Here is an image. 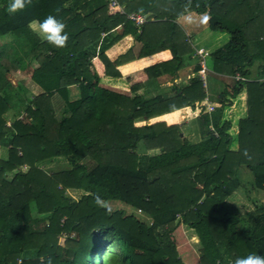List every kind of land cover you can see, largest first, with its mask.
I'll return each mask as SVG.
<instances>
[{
	"label": "trees",
	"instance_id": "obj_1",
	"mask_svg": "<svg viewBox=\"0 0 264 264\" xmlns=\"http://www.w3.org/2000/svg\"><path fill=\"white\" fill-rule=\"evenodd\" d=\"M8 2L0 0V148L8 149L0 157V264H186L171 235L178 219L199 239L198 264L264 256V204L243 216L230 201L241 190L249 194L252 182L250 189L264 192V80H247L255 62L264 63V0H119L124 14L110 13L108 0H31L14 15ZM191 13L207 15L212 31L229 36L220 49L204 48L207 74L245 79L222 92L213 112L204 106L209 83L201 64L185 85L174 83L195 54L178 23ZM49 14L66 25L63 48L32 27ZM127 37L136 47L113 59L109 52ZM165 51L172 58L147 67L148 82L128 93L111 88L94 66L99 59L105 78L119 80L123 66L128 77L133 65H125ZM37 60L32 79L42 94L29 102L28 121L6 116L15 90L10 72ZM164 77L173 78L165 89ZM242 93L247 113L233 135L226 117ZM56 96L66 107L61 117ZM184 109L198 112L197 142L176 124L151 123ZM140 146L158 154L139 155ZM57 159L69 166L52 173L39 166ZM72 190L83 192L79 200Z\"/></svg>",
	"mask_w": 264,
	"mask_h": 264
},
{
	"label": "rangeland",
	"instance_id": "obj_2",
	"mask_svg": "<svg viewBox=\"0 0 264 264\" xmlns=\"http://www.w3.org/2000/svg\"><path fill=\"white\" fill-rule=\"evenodd\" d=\"M202 24H203L202 21L197 22L196 26L198 28H201ZM184 31H185L184 32L185 38L189 44L192 43L193 51L195 54H196L197 50L201 49L202 47H208V44H210V41H208V39H209V37H208L209 28L208 27L207 28L202 27L201 33L197 34L196 36L193 35L192 32H189L185 29H184ZM214 33L218 34L217 32H214ZM38 36L40 37V39H43L42 36H40V35H38ZM127 51H128V49L126 47H123V48H121L120 52L116 53L117 55L114 57L112 56V58L116 59L118 56L125 54ZM195 54H194V57L192 56L190 58L192 60L190 63H189V61H190L189 58L186 57V59L184 60L185 63L187 64V66H186L187 70H184L185 73L187 72L186 73L187 75L189 73H193L194 67L196 65H199L201 62V58L198 56H195ZM161 59L162 58H156L153 61L155 64H158V63L162 62ZM153 61L152 60H149V61L146 60L145 62H143L144 66H141V67L147 68L150 65H152ZM35 66H36V62H34L29 67L23 66V67H20L19 69H14L13 71L10 72V75H9L10 81L14 85L15 90L12 92L14 99L11 101V104H10L11 108L8 111L6 116H13L14 115L15 120H23V119L27 120L26 109H27L29 102H32L37 96L42 94V90L40 89V87L38 85H36L34 83V81L32 79L33 72L36 69ZM145 69L143 70V73L145 72ZM255 73H257V70L254 71V75H256ZM211 77L212 76L210 75V73L207 74V84H208V80L210 81ZM165 78L166 79H164V82H162L163 89L170 87V86H168V83H171L173 81V78H171V77H165ZM185 79L187 81H189L187 77H185ZM22 88H25L24 94L21 91ZM207 94H208V89H207ZM70 95L73 99L75 97H77L78 94H77V90H75V87L71 88ZM20 97H23V101H24L23 105H20L17 102L18 101L17 98H20ZM53 104H54V107L56 108L58 116L61 117L62 113L66 109L65 103L59 97L56 96L55 98H53ZM197 115H198V112H192L191 109H184V110H181L180 112L176 113V115L160 118L157 120H152L151 123H156L159 121H166V123L168 125H175L176 124L177 126H179L181 128V131L183 132V134H182L183 136H186L192 142H197L200 140L199 127H198L197 123L195 122V118ZM9 122H12V121L9 120ZM137 125L142 126L144 124L139 123ZM0 149H1L0 150V152H1L0 157L7 159L8 158V149L6 147H2ZM138 154L142 155V156L148 155V154L149 155H156V154H158V151L148 152L146 150V148H144L143 146H140V148L138 150ZM39 166L41 168H43L44 170L52 173V172H58V171H61L63 169H66L69 166V164L65 159H57V160H53V161L43 162V163L39 164ZM13 176H14L13 173H9L8 179L11 180L13 178ZM243 176H244V179H246L247 181H249V182L252 181V177L249 175V172L247 173L246 171H243ZM252 186H253V182H252L251 186L247 187V191H249V194L245 193V191L241 190V191L237 192L236 194H234L232 196V198L230 199V201L238 207L240 213L243 216H247V214L249 212L253 211L257 205L264 204V192H261L258 190L256 191V190H254V188L250 189ZM68 194H69V196L73 197L74 199L79 200V198L81 197L83 192L72 190V191H69ZM106 205L108 207L113 208L114 210H116V209L125 210V211H127L128 214H131L132 212H134L133 210L126 209L123 205L118 204V203L108 202ZM137 214H138V217L142 221H145V220L147 222L149 221V219L142 212H137ZM176 224H177V227L175 228V230L172 232L171 235L173 237V240L177 244L179 254L181 256L180 258L186 264H198V261L200 258L201 245L199 243V239H198L197 235L195 234V232L192 229H190L186 225H184L180 219L177 220ZM67 238H68V236L66 234L61 236L60 244L62 246H64L65 240Z\"/></svg>",
	"mask_w": 264,
	"mask_h": 264
},
{
	"label": "crops",
	"instance_id": "obj_3",
	"mask_svg": "<svg viewBox=\"0 0 264 264\" xmlns=\"http://www.w3.org/2000/svg\"><path fill=\"white\" fill-rule=\"evenodd\" d=\"M186 16H190V19H185V16H184V17L179 19L178 23L183 27V29H185L189 32H192L193 35L196 36L197 34L201 33L202 27L203 28H205V27L209 28V34H208L209 39H208V41H210V44H208V47H202V48H205L208 51L213 52L217 49L222 48L223 46H225L228 43V41H229L228 35L221 34V33L216 34V33H214V31L211 30V28L209 27V17L207 15H206L207 16L206 22L203 21L204 15H197L195 13H191V14H188ZM201 21L203 22L202 27L198 28L196 26V23L201 22ZM123 47H126L128 50L130 48L136 47L135 40L132 37L125 38L124 40H122L118 45H116L109 52V55L111 57L116 56L117 55L116 53H119L121 48H123ZM156 58H162L161 61H168L172 58V56H171V53L169 51H165V52H162L160 54H157L156 56L129 63L125 66L133 65L130 67V69H131L130 74L127 77L123 73V71H122V68L124 67L123 66L120 69L122 74H123V78L119 79V80H112V79L107 78V77L105 78V67L99 59L96 58L94 60V66H95L97 72L103 78V80H110V82H112V83L108 84L109 86H111V88H113L119 92L128 93L130 91V88L135 86L136 84L148 82V80H149L148 75L146 74V72L143 73V70L146 67L142 68L141 66H144L143 62H145L146 60L147 61H149V60L153 61ZM97 63L99 64L101 70L98 69V67L96 65ZM154 64L155 63L153 61L152 65H154ZM263 64L264 63L261 60L256 61L254 66H253V69H251V71L253 73V77L251 76V78H249L247 80H256V79L264 80V74H262V69H261L263 67ZM39 65H40V61L37 60L35 67L37 68V67H39ZM185 70H187V69H185ZM256 70H257V72L259 71L258 75H257V73H255L256 75H254V71H256ZM186 73L184 70L181 71L180 74L177 76V79H174V83L185 85L188 82L185 79V77H187L189 80L190 77L194 76L193 73L191 74L188 72L189 73L188 75ZM210 75L212 77L210 78V81L208 80V83L210 82L209 87H208V99L205 100L204 103L206 102V103L213 105L215 107L218 105V102L216 99H218L220 97L222 92H224L227 89V91L232 93V90L234 89V83L236 81L234 80V77L222 76L219 74H215L213 72H211ZM164 79H166V78L164 77V78L159 80V83H160L162 88H163L162 82H164ZM172 82L168 83V86H171ZM191 111L195 112L192 109H191ZM246 113H247V103H246V99H245V93H242L238 97V99L233 102L232 106L228 109V114L226 117V119L232 123V134L233 135L238 132L239 120L246 117ZM172 115H174V114H171V116ZM167 116H170V115H167Z\"/></svg>",
	"mask_w": 264,
	"mask_h": 264
},
{
	"label": "clouds",
	"instance_id": "obj_4",
	"mask_svg": "<svg viewBox=\"0 0 264 264\" xmlns=\"http://www.w3.org/2000/svg\"><path fill=\"white\" fill-rule=\"evenodd\" d=\"M31 3V0H9L6 11L9 15H14L17 12L25 10L26 6ZM185 19H190V16H185ZM203 21H207V16H203ZM33 29L38 35L55 48H63L69 39V34L65 30L66 25L57 18L54 14H49L42 20L32 22ZM96 203L102 204L101 197L96 196ZM47 264H53L49 258ZM233 264H264V256L258 254H249L247 256L237 257Z\"/></svg>",
	"mask_w": 264,
	"mask_h": 264
},
{
	"label": "built area",
	"instance_id": "obj_5",
	"mask_svg": "<svg viewBox=\"0 0 264 264\" xmlns=\"http://www.w3.org/2000/svg\"><path fill=\"white\" fill-rule=\"evenodd\" d=\"M109 2V12L112 13V14H124L125 13V7H123L121 5V3L119 2V0H108ZM129 18L133 21L136 22V24L138 25H143L144 22H145V19L142 15H139V14H131L129 16ZM197 54L201 57V66H202V70L200 72V75L204 81V83L206 84V74H207V66H206V58L209 56V53L201 48L199 50H197ZM235 80L236 81H245L244 78H242L240 75H238L237 77H235ZM206 86V85H205ZM204 106H206L207 108V112H213L215 110V107L213 105H210L208 103H204ZM201 110H199L200 112Z\"/></svg>",
	"mask_w": 264,
	"mask_h": 264
}]
</instances>
